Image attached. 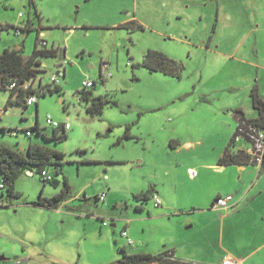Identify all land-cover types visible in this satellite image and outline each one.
<instances>
[{
	"label": "rangeland",
	"instance_id": "rangeland-1",
	"mask_svg": "<svg viewBox=\"0 0 264 264\" xmlns=\"http://www.w3.org/2000/svg\"><path fill=\"white\" fill-rule=\"evenodd\" d=\"M27 20L33 27L21 31ZM0 25L18 27L0 29V53L20 47L25 57L39 30L56 55L40 57L34 78L45 85L56 76L61 86L28 106L6 104L0 90V146L26 153L37 143L63 154L56 186L33 168L14 182L19 197L0 188V264H107L120 247L217 258L222 211L201 208L237 176L235 166L216 165L237 126L233 109L255 111L254 87L264 97V0H0ZM148 49L180 62L179 76L144 66ZM87 80L107 100L100 112L81 100ZM47 115L69 123L64 139L42 136L52 132ZM63 177L69 192L57 208L35 204L58 193ZM149 186L160 205L136 198Z\"/></svg>",
	"mask_w": 264,
	"mask_h": 264
},
{
	"label": "trees",
	"instance_id": "trees-1",
	"mask_svg": "<svg viewBox=\"0 0 264 264\" xmlns=\"http://www.w3.org/2000/svg\"><path fill=\"white\" fill-rule=\"evenodd\" d=\"M11 27L17 29V26L14 25H0V29ZM127 27L128 23L118 24L117 27ZM141 27V25H137ZM33 27L32 22L27 20L21 27V31H30ZM40 31H36L35 43L31 54L27 57L23 56L21 53L20 47L17 48H5L0 53V90H5L8 92L6 99V104H21L28 106L25 102V97L31 92H35L37 96L40 94L44 95L47 91H60L61 86L58 84L47 83L44 86L36 89H27L24 90L21 87L15 86L11 89H8V84L11 82H16L20 84L21 82L33 78L36 74V66L40 64V57L42 56H55L56 50L51 47L47 48V45L40 44ZM142 64L148 67L152 71H161L166 74L179 76V71L182 69L180 62L169 58L166 54L148 49L144 55ZM102 79V77L100 76ZM83 95L81 100L88 103L86 109L88 112H100L104 107L107 100L102 95H93L89 89H81ZM251 103L253 108L257 110V115L255 117L249 118L246 117L242 109L235 108L233 109V115L237 121V125L242 123H255L260 127H264V99L259 97L256 87L252 88L250 91ZM30 129H25L26 131ZM32 130L36 133L40 132L38 128V122L36 120ZM30 132V131H29ZM42 136L47 140H56L60 141L66 137V130L62 128H52L51 134L41 133ZM126 137L127 132H125ZM124 135V136H125ZM239 135L237 126L228 140L227 144L224 146L222 154L218 157V165H228V164H238V165H262L264 162V153L262 155L260 163H257L253 158L250 152L248 151L247 146L243 147L239 145V140L247 142L245 138H236ZM175 147L174 144L170 143ZM176 145V144H175ZM63 154L56 150H51L48 147H44L37 143H29L26 149V153H22L11 149L7 146H0V188L6 190L8 198H17L21 194L15 190L14 182L16 178L24 172V170H30L35 168L40 174L41 179L44 182H51L53 185H57L59 180L56 175L60 173V166L62 164L61 159ZM48 165H53L55 171L52 175V178L46 180L43 178L41 172L44 169H48ZM64 187L56 194L51 197H44L40 195L35 204L39 206H46L50 208H57L58 205L64 201L69 192V185L67 178L63 177ZM153 191L151 186L146 188L143 191L137 192L135 194L136 198L139 200H147L150 196L153 197ZM95 199H99L98 195L95 196ZM142 201L137 205V209H142ZM131 245V244H130ZM119 258L116 262L107 263V264H145V263H156V264H197L185 260H180L173 255L172 249H166L158 254H151L147 252H138V253H128L125 247L119 248Z\"/></svg>",
	"mask_w": 264,
	"mask_h": 264
},
{
	"label": "crops",
	"instance_id": "crops-1",
	"mask_svg": "<svg viewBox=\"0 0 264 264\" xmlns=\"http://www.w3.org/2000/svg\"><path fill=\"white\" fill-rule=\"evenodd\" d=\"M256 115L257 110L255 109L250 116H245L252 118ZM172 143L176 144V142ZM218 166L220 169L225 166H235L237 176L235 180L232 179L231 190H226L224 193L219 191L215 194V197L226 194L232 195V200L226 208L214 206L215 198L212 200L210 208H207V206L201 208L207 212L216 209L222 211L220 213L221 221L215 230V233H217L216 245L220 251L217 258L207 260L206 258L184 256L185 254L179 253L177 246L170 249L173 250V255L178 259L197 264H221L225 257H229L232 264H264V200L260 199L261 194L264 192V162L259 166L253 164ZM197 175L198 172L193 176L189 174L191 177ZM237 231L240 234L233 235ZM230 239L235 240V243H231L232 246H228L226 243Z\"/></svg>",
	"mask_w": 264,
	"mask_h": 264
},
{
	"label": "built area",
	"instance_id": "built-area-1",
	"mask_svg": "<svg viewBox=\"0 0 264 264\" xmlns=\"http://www.w3.org/2000/svg\"><path fill=\"white\" fill-rule=\"evenodd\" d=\"M18 29V28H17ZM39 36L42 37V33L40 32ZM40 44L41 45H47V42L41 38ZM106 65L103 63L101 65L102 67H105ZM101 72V70H100ZM110 73H107V76H109ZM35 77V76H34ZM30 78L28 80H25L23 82H21L20 84H17L16 82H11L8 84V89H11L15 86L21 87L24 90L27 89H36L40 88L42 86H44L43 84H41L40 80L36 81V78ZM59 83V79L56 76H52L50 78V84H58ZM94 85V81L93 80H87V81H83L82 82V89H87L88 87ZM37 94L35 92H31L30 94H28L25 97V102L27 105H31L33 103H36L37 101ZM46 123L48 125H50L52 128H62L64 130L68 129L70 127L69 123L67 121L65 122H59L55 119H53L52 117H50L49 115L46 116ZM237 129L239 132V135L236 138L241 137L242 139L245 138L247 140V143L249 145V149L248 151L250 152V154L252 155V158L257 162L260 163L262 155L264 153V127H260L255 123H242L240 125H237ZM26 135H29L30 132L27 130L25 132ZM188 172L191 176H193L194 174L196 175L197 171L190 168L188 169ZM42 176L44 179L49 180L50 178H52V175L49 173V171L47 169L42 170L41 172ZM105 197V192H101L98 194V198L99 199H104ZM153 203L154 206H158L160 204V199L159 197H157L156 194H153ZM230 200H232V195L230 194H226L223 196H218L214 199L213 205L216 207H220V208H226L228 206V203L230 202ZM121 236L126 237V243L128 245L133 243V240L131 237H129L127 235V231L126 229H122L121 230ZM221 264H232V260L229 257H225L222 261Z\"/></svg>",
	"mask_w": 264,
	"mask_h": 264
},
{
	"label": "water",
	"instance_id": "water-1",
	"mask_svg": "<svg viewBox=\"0 0 264 264\" xmlns=\"http://www.w3.org/2000/svg\"><path fill=\"white\" fill-rule=\"evenodd\" d=\"M15 48H17V47H15ZM100 73V72H99ZM61 74H63V72L61 73ZM29 173H31V171L29 170Z\"/></svg>",
	"mask_w": 264,
	"mask_h": 264
},
{
	"label": "clouds",
	"instance_id": "clouds-1",
	"mask_svg": "<svg viewBox=\"0 0 264 264\" xmlns=\"http://www.w3.org/2000/svg\"><path fill=\"white\" fill-rule=\"evenodd\" d=\"M100 76H101V73H100ZM102 77V76H101ZM103 78V77H102Z\"/></svg>",
	"mask_w": 264,
	"mask_h": 264
}]
</instances>
